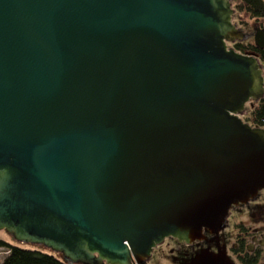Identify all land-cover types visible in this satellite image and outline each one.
I'll return each instance as SVG.
<instances>
[{
	"label": "water",
	"instance_id": "obj_1",
	"mask_svg": "<svg viewBox=\"0 0 264 264\" xmlns=\"http://www.w3.org/2000/svg\"><path fill=\"white\" fill-rule=\"evenodd\" d=\"M233 14L232 0H0V230L70 264H145L255 199L264 129L240 114L264 77L228 48L246 39Z\"/></svg>",
	"mask_w": 264,
	"mask_h": 264
},
{
	"label": "flooded vegetation",
	"instance_id": "obj_2",
	"mask_svg": "<svg viewBox=\"0 0 264 264\" xmlns=\"http://www.w3.org/2000/svg\"><path fill=\"white\" fill-rule=\"evenodd\" d=\"M231 49H234V47ZM260 194L261 192L248 203L232 206L220 230L203 229L201 239L192 243L170 237L171 239H177L179 245L190 248V251L183 254V256H188V259H182V264H188L202 252L226 255L234 264H253L255 259L258 260L257 264H262L264 260V200H261ZM243 214L254 221L251 223L255 227L251 228L244 222H238L239 217ZM159 246L161 244L152 249L150 258L145 264L151 261L154 256L155 259H158L159 255L156 253ZM168 251V255L174 259L176 264L181 263V257L175 255V248L172 247ZM168 255L166 254L164 257H169Z\"/></svg>",
	"mask_w": 264,
	"mask_h": 264
},
{
	"label": "rangeland",
	"instance_id": "obj_3",
	"mask_svg": "<svg viewBox=\"0 0 264 264\" xmlns=\"http://www.w3.org/2000/svg\"><path fill=\"white\" fill-rule=\"evenodd\" d=\"M238 1L236 0H232V9L234 11V14L232 16V23L237 27V29L241 30L245 35H246V39L245 40H241V41H236L233 44H228V48H233L235 46L236 43H243L245 45L254 42V33H255V29L256 28H262L264 29V18L260 19V20H255V19H251L249 15H247L246 13H241L237 10L236 5H237ZM262 70H263V77H264V64H262ZM256 107V102L251 101L249 104L246 105V109L245 111L240 114V118L247 124L251 125L252 127H254L253 121H252V110ZM261 200H264V190L261 191ZM238 222H244L245 224H247V226L253 228L255 227V225L251 222L252 221L251 218H249L246 215H242L239 217V221ZM235 234V232H234ZM0 240L6 242L7 244H9L10 246H18V247H23L24 249H31V250H37V251H41L45 254H49V255H54L57 256L58 258H63V255L54 252L53 250L42 246V245H33V244H25V243H20L17 240H15L14 236L12 234H10L9 232H7L6 230H0ZM177 239H171V238H167L165 240V242H163V244H161V246H159V249H157V255H159L158 259H155V256L152 258L151 261H149L147 264H176L173 258H170V256L168 255L169 253V249L170 248H175V255L180 256L181 258V263H177V264H182V259L185 258V260L188 259V256H183V254L186 251H190L188 246L185 245H179L176 241ZM9 254V248L7 247H1L0 248V264H2V262L5 260V258L8 256ZM166 254L169 257H164L166 256ZM167 258V259H166ZM65 260V259H64ZM185 262V261H184ZM264 264V260L263 263Z\"/></svg>",
	"mask_w": 264,
	"mask_h": 264
},
{
	"label": "trees",
	"instance_id": "obj_4",
	"mask_svg": "<svg viewBox=\"0 0 264 264\" xmlns=\"http://www.w3.org/2000/svg\"><path fill=\"white\" fill-rule=\"evenodd\" d=\"M238 1L236 8L241 13H246L251 19L260 20L264 18V0H236ZM234 50L237 53L244 55L255 56L264 64V50L257 48L255 43L247 45L236 43ZM256 102V107L252 110V121L255 128L264 129V98L253 101ZM9 248V254L2 264H70L63 258H58L54 255L45 254L41 251L24 249L23 247L10 246L0 240V248ZM61 255V254H60ZM255 259L253 264H257Z\"/></svg>",
	"mask_w": 264,
	"mask_h": 264
}]
</instances>
